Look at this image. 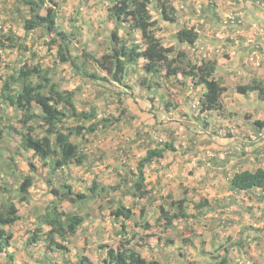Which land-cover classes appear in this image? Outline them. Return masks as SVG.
<instances>
[{"label": "crops", "instance_id": "crops-1", "mask_svg": "<svg viewBox=\"0 0 264 264\" xmlns=\"http://www.w3.org/2000/svg\"><path fill=\"white\" fill-rule=\"evenodd\" d=\"M262 2V5H258L255 0H173L176 17L174 22L162 20L157 11L155 16L152 15L160 30L156 32V36L161 39V36L166 35L164 41L161 39L163 45L184 50L194 63L214 60L215 78L226 89L221 95V109L201 111L198 100L204 89L200 86L193 87L190 79L181 73L167 79L159 78L164 79V83L157 78V83L155 78L149 79L146 84L143 80L138 82L143 84L141 88L147 98L146 105L152 120L159 113L165 114L162 117L167 120L174 119L167 125L163 124L165 128L159 137L162 143L171 142L172 149L144 166L147 195L143 198H132L130 189L129 193L125 192L124 195L130 197L132 202L123 204L133 212L154 213V218H157L161 209L174 212L176 200L183 199L184 212L188 217L174 219L169 227L174 229V226H177L174 221L177 220L180 223L177 228L186 227L189 230L191 226L184 220L190 218L195 221L192 227L197 234L192 236L191 242L183 236L163 238L151 235V239L146 240L142 231L151 225L140 221L134 223L132 229L127 220L122 228V221L118 220V223H113L111 231V234L117 237V245L100 244V247L105 245V256L100 257L103 263H106V246L116 248L126 239L131 240V247L145 259H155L164 264L169 261L178 264L179 261L188 259L187 256H182V253L175 252L179 244L194 245L195 253L201 255L203 250L213 251L212 245L224 247L231 244L239 246L240 250L243 245L245 249L246 241L264 240V190L255 187L234 191L230 184L233 174L237 171L264 168L261 144L250 141V136L258 129L255 120H264V101L258 98L255 91L241 94L235 89L236 84L246 83L251 78L264 82V52L259 53L258 65L246 62L253 43H264V39L259 37L252 39L247 28L249 22L264 24V0ZM233 12H241L245 18V25L238 30L223 25L224 17ZM183 26L193 27L198 33L193 45L177 43L176 31ZM169 39L172 42H167ZM144 76L147 79L148 75L144 73ZM163 88L167 89L166 92H161ZM192 102L195 107H192ZM130 109L132 114L142 117L139 109ZM143 141L147 142L146 139ZM135 145L136 143H130L122 146L123 149L121 146L112 147L115 156L118 154L114 149H119V155H122V152H128L129 155L127 159L118 160L116 157L111 160L112 168L116 169H112V172L119 176L118 180L125 173L132 174L136 171L138 160L150 146L146 144L140 149ZM97 150L95 148V151ZM134 154L137 157L131 158ZM102 161L104 159H90L89 162L95 165ZM97 168L104 171L102 165ZM86 173L89 175V171ZM92 177L94 179L95 175ZM96 180L100 182L97 178ZM93 222L85 221L80 227L84 223L88 225ZM96 224L94 222L93 233L99 231ZM86 227L91 231L90 225ZM8 251L14 252L12 244ZM170 252L175 253V256H166ZM239 253L241 256L247 254L244 251ZM254 256H264V247L257 250ZM14 257L15 264H18L17 252ZM75 257L77 260L80 256ZM87 257L92 264H103L101 261L97 263L98 256Z\"/></svg>", "mask_w": 264, "mask_h": 264}, {"label": "rangeland", "instance_id": "rangeland-1", "mask_svg": "<svg viewBox=\"0 0 264 264\" xmlns=\"http://www.w3.org/2000/svg\"><path fill=\"white\" fill-rule=\"evenodd\" d=\"M13 1L0 0V25L3 28L11 27L12 31L24 38L22 21L27 17L28 12L27 9L21 6L17 10ZM55 1L58 4L56 7L58 12L57 27L69 34V51L72 56H77L75 58L76 70L70 65L61 64L58 61V45L57 43H50L51 39L58 38L55 33L47 34L43 29L37 28L23 39L22 44L25 48L23 47L21 50L16 48L7 49L1 54L0 75L5 77L12 70L18 68L21 60L27 61L31 65L38 64L43 68H49V74L53 82L58 83L62 89L74 91V104L78 110L89 112L94 107L98 119L102 117L110 118L111 123L107 127H100L92 134L71 138L73 142L83 145L84 152L91 159H104V161L100 164L95 163V165L88 164V162L82 166L69 164L49 175L48 166L39 159L34 158L31 151H25L18 145V132L23 130L19 121L21 118L20 112L2 103L0 106L1 111H3L2 116H0V199H12L21 216L13 226H7L8 230L13 233L11 244L14 249L13 253L16 254L17 252L18 264H74L76 262L75 256L81 255L98 256L97 263L100 261L103 263L100 257L105 256V245L100 247V244L117 245V237H114L111 231L114 227L113 223H118V220H115L109 212L118 202L127 204L132 202V199L124 193L132 187L134 180L131 173H125L118 180L119 176L112 172L114 168H112L113 163L111 160L116 157L118 160L129 157L128 152H122V155H119L121 153L119 149H114L118 154V156H115L112 147L121 146V149H123L122 146L136 143L135 147L141 149L148 143L143 139L161 142L159 137L165 128L163 124L167 125L169 122H173L174 119L167 120L166 117H162L165 114L159 113L152 120L151 113H148L147 98L141 88L143 84L138 83L140 80L146 79L141 68V59L135 64H128L123 83L116 84L107 81L105 79L106 73L99 69L94 62L83 57L82 52L100 57L110 48L109 33L113 27L107 19V8L110 5V0ZM155 9V3L152 2L150 11L153 16L157 14ZM159 31L157 29L156 32ZM119 34L123 39H128V43L136 42L140 44L142 41L138 30L133 31L126 37V29L121 28ZM165 36H161L163 41ZM167 42H172V40L169 39ZM160 81L164 83V79ZM163 85L165 86V84ZM166 90L163 88L161 92H166ZM193 103L192 107H195ZM131 107L139 109L142 112V117L132 114ZM35 111L39 112L38 109H35ZM150 120L152 121L150 122ZM63 122V127L73 126L76 123L72 117H67ZM11 127L14 129L12 130ZM35 132L42 135L39 128ZM95 148L98 150L95 151ZM130 157L135 158L137 156L134 154ZM29 163L33 164L34 169L29 167ZM100 165H102L104 171L97 168ZM87 171H89L90 176L86 173ZM27 174L32 175L33 184L29 189L28 201L24 202L19 200L17 186L23 176ZM93 175H95L94 179L97 178L100 182L94 181L92 179ZM94 182L103 183V186H107L111 190L97 199L91 198L80 203L63 202L59 207L64 212H76L82 215L85 219L84 222H96L99 231L92 232L95 229L94 222L88 224L91 226V231L86 227L88 225L84 223L65 242L56 238L57 242H61L66 246V250L48 249L44 241V232H37L36 218L38 214L51 205L55 198L50 189L64 183L69 184L76 192L88 193ZM117 184H119L118 187ZM140 221L151 225L150 228L142 231L146 240H150L151 235H159L163 238L183 236L191 242L192 236L197 234L192 227L195 221L190 218L184 220V222L190 225L191 229L188 230L186 227L185 229L177 228L180 224L177 220L174 221L177 226H174L173 229L163 225L165 220L161 216V212L157 218H154V213L145 214L137 211L133 212V216L129 220V227L134 229V223ZM35 232L42 237L37 242L27 244V239L30 241L32 235L36 234ZM259 240L246 241L245 249L243 245L240 250L239 246L236 247L231 244L224 247L222 245H212L213 251L203 250L201 255L195 253L194 245L190 246L191 244H189L187 246L185 244L186 246H182L179 244L175 252L188 257L182 262L179 261L178 264H214L212 255L218 256L226 248L228 249L227 255L230 264H264V256H254L257 250L264 247V240ZM139 250H142V248H139ZM241 251L247 252V254L241 256L242 254L239 253ZM166 256H175V253L170 252ZM5 262V255H0V264H5ZM168 264L173 263L169 261Z\"/></svg>", "mask_w": 264, "mask_h": 264}, {"label": "trees", "instance_id": "trees-1", "mask_svg": "<svg viewBox=\"0 0 264 264\" xmlns=\"http://www.w3.org/2000/svg\"><path fill=\"white\" fill-rule=\"evenodd\" d=\"M110 1L107 8V19L113 25L109 33L110 48L100 57L82 52L83 57L94 62L99 69L106 73L107 81L122 84L127 65L135 64L142 59L141 68L148 75L147 80L142 81L144 84L151 78H155L156 82V78L167 79L181 73L190 79L193 87L200 86L204 89L198 100L201 111L221 109V95L226 88L215 78L216 62L207 59L194 63L187 59L188 56L184 50L174 46H165L156 36L158 26L157 21L152 18L150 4L154 2L155 10L159 12L160 18L171 23L176 18L172 5L173 0ZM13 4L17 10L20 6L27 9L28 15L22 21L25 37L17 35L11 28L6 29L0 25V71L1 54L7 49L21 50L23 47L25 48L22 44L23 39L37 28L43 29L47 34L55 33L58 40L51 39L50 43L58 45V61L61 64H68L76 70L75 58L77 56H72L69 51V34L57 27V2L55 0H14ZM121 28L126 29V37L138 30L141 43H128V39H123L119 34ZM175 37L179 44L193 45L198 38V33L193 27L183 26L176 31ZM20 62L19 67L5 77L0 75V106L5 103L21 114L19 121L23 130L18 132L19 147L25 151H31L34 158L48 166L49 175L69 164L79 166L86 162L89 164L91 158L84 152L83 145L73 142L71 138L92 134L100 127H107L111 123V119L106 117L98 119L94 107L89 112L78 110L74 104V91L62 89L58 83L53 82L49 68H43L38 64L31 65L24 60ZM147 87H150L149 84ZM235 89L241 94L255 91L258 98L264 101V82L262 80L251 78L246 83L236 84ZM35 109H38L39 112H36ZM2 113L0 108V116ZM67 117H72L76 122L75 125L63 127V121ZM255 125L258 126V129L254 134L264 127V120H255ZM37 128L42 131V135L35 132ZM11 129L14 128L11 127ZM147 141L150 146L145 155L138 160L136 171L132 173L134 178L132 187L126 191L129 193L131 189L132 198H143L148 193L144 184V166L154 159L162 157L165 151L172 149L171 142H153L148 139ZM261 152L263 153L262 150ZM29 167L34 169L32 163H29ZM32 184L31 174L23 176L17 186L20 201H28L29 189ZM230 184L234 191L249 190L255 187L264 190V168L258 167L253 171H237L233 174ZM118 186L119 184H117ZM110 190L111 188L95 182L89 188L88 193L76 192L69 184L64 183L52 187L50 192L55 197L54 200L36 218L37 232H44L46 247L66 250V246L57 242L56 238L65 242L67 238L76 233L85 220L82 215L76 212L62 211L59 207L61 203H80L91 198L97 199ZM174 207L173 213L161 209L165 227L171 226L176 218L188 217V214L184 212L183 199L176 200ZM109 214L115 220L120 219L122 228H124V221L132 218L133 211L124 206L122 202H118L114 208H111ZM20 218L18 207L14 201L10 198H1L0 255L7 256L5 264H15V254L8 251L13 233L8 230L7 226H13ZM40 237L42 236L37 233L33 234L30 241L27 239V244L37 242ZM130 241L123 240L116 248L106 246L104 261L108 264H164L155 259L148 260L142 257L137 250L131 247ZM227 251L226 248L222 254L212 255L214 264H230ZM74 264H92V262L86 255H81Z\"/></svg>", "mask_w": 264, "mask_h": 264}, {"label": "built area", "instance_id": "built-area-1", "mask_svg": "<svg viewBox=\"0 0 264 264\" xmlns=\"http://www.w3.org/2000/svg\"><path fill=\"white\" fill-rule=\"evenodd\" d=\"M255 3L262 5V0H255ZM245 18L241 12H233L227 14L223 19V25L226 27L234 28L235 30L240 29L245 25ZM247 28L251 32V38L259 37L264 39V24L258 22H249ZM264 52V43L255 42L253 43L252 50L246 58L247 63L258 65L257 59L259 53ZM250 141L260 143L262 151L264 153V127L261 128L256 134L250 136Z\"/></svg>", "mask_w": 264, "mask_h": 264}]
</instances>
